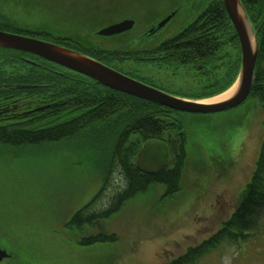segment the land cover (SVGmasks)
I'll list each match as a JSON object with an SVG mask.
<instances>
[{"label": "rangeland", "instance_id": "obj_1", "mask_svg": "<svg viewBox=\"0 0 264 264\" xmlns=\"http://www.w3.org/2000/svg\"><path fill=\"white\" fill-rule=\"evenodd\" d=\"M1 2L7 16L29 20L30 27L46 23L40 22L44 18L58 31L71 32L77 23L86 25L89 17L108 26L110 22L125 20L146 26L148 22H161L174 9L178 10L177 16L160 33L161 37L178 33L207 6L206 0ZM27 9L38 14L31 12L27 19L23 13ZM51 14L54 16L46 17ZM80 17L88 18L81 21ZM50 42L54 43L51 39ZM112 67L179 97L193 98L202 90L199 88L206 86L202 79L194 78L195 72L189 67L175 70L143 62L113 63ZM11 70L16 72L14 68ZM255 72L256 67L254 79ZM253 86L254 81L251 92ZM176 112L180 113L178 119L186 140V165L180 191L167 197L165 185H154L130 200L110 220L93 225L83 222L82 227L75 226L73 231L70 225L74 215L87 208L103 187L110 147L115 145H111L113 140L108 138L91 152L86 149L93 146V141L83 139L21 149L0 146V249L11 255L1 264H169L218 232L240 206L242 193L256 170L264 140L262 104L251 98L238 108L218 114ZM167 139L173 146L179 143L176 137ZM149 144L143 149L149 152L145 158L141 157L142 166L157 169L171 154L164 146ZM155 148L159 150L154 152ZM113 169L102 198L86 214L107 207L109 199L125 187L116 164ZM86 217L83 214L81 219ZM257 217L244 241L222 245L198 264H264V207ZM105 232L116 235L117 241L89 247L78 243L84 237Z\"/></svg>", "mask_w": 264, "mask_h": 264}, {"label": "trees", "instance_id": "obj_2", "mask_svg": "<svg viewBox=\"0 0 264 264\" xmlns=\"http://www.w3.org/2000/svg\"><path fill=\"white\" fill-rule=\"evenodd\" d=\"M241 1L259 43L254 86L249 99L257 98L264 108V0ZM206 2L205 10L193 22L156 46L153 52L161 56L170 69L189 67L195 72L196 78L202 79L206 86L199 88L202 90L193 96L195 99L214 97L229 89L235 83L241 66L238 38L222 0ZM2 5L0 0V30L51 39L69 49L84 50L90 57L106 64L115 61L146 62L153 51L149 46L150 37H154L149 34V30L156 28V23L153 22H148L146 26H139L137 23L131 32L106 39L96 35L103 28L104 21L80 17L81 21L88 18L86 25L77 23L73 26L74 29H70L73 32L63 35L64 29H61L64 32L58 31L48 25L49 21L44 18L40 22L46 23L33 28L29 26L32 25L29 20L26 22L21 18L15 19L14 15L7 16L4 13L5 6L1 7ZM31 12L38 14L33 9H27L23 13L30 19ZM53 16L51 14L46 17ZM20 20L27 25L25 22L20 24L23 23ZM91 23L94 24L91 26ZM217 35L218 39L215 41ZM140 43L139 48H132ZM10 68H14L16 72L10 71ZM4 85L32 88L6 89ZM0 86L3 87L0 88V146L21 149L45 143L81 142L83 139L86 142L93 141V146L86 147L91 152L106 143L108 138L113 140L111 145H115L110 147L108 167L116 164L127 186L112 198L104 211L93 212L81 219L85 210L100 199L104 188L90 206L74 216L70 225L72 229L75 226L82 227L83 222L93 225L110 220L130 200L144 194L154 185H165L167 197L175 196L180 191L186 159L185 132L178 119L180 113L109 90L99 83L32 55L1 48ZM169 134L178 138L179 142L173 147L169 146L175 152V155L172 153L171 162L158 170L146 169V166H142L141 159L146 156L148 149L146 152L143 149L149 143L166 144ZM157 150L159 149H153L154 152ZM103 152L108 158V149ZM263 207L264 140L257 169L242 193L241 204L232 217L210 238L190 248L185 255L169 264H198L220 246L244 241L257 223V216ZM117 239L116 235L105 232L86 237L79 243L89 247L99 243H112Z\"/></svg>", "mask_w": 264, "mask_h": 264}, {"label": "water", "instance_id": "obj_3", "mask_svg": "<svg viewBox=\"0 0 264 264\" xmlns=\"http://www.w3.org/2000/svg\"><path fill=\"white\" fill-rule=\"evenodd\" d=\"M222 1L241 45L242 62L238 80L234 85L237 86L236 92L229 100L217 104H202L197 101L175 97L127 77L86 55L41 40L0 31V48L34 55L57 66L87 76L112 90L153 102L172 110L190 114L220 113L238 107L249 97L259 56L257 35L241 0ZM175 15L176 13H172L161 22L158 30L165 27ZM134 24V21L126 20L101 30L99 35L104 37L119 35L130 31ZM10 257V254L0 249V264Z\"/></svg>", "mask_w": 264, "mask_h": 264}, {"label": "bare ground", "instance_id": "obj_4", "mask_svg": "<svg viewBox=\"0 0 264 264\" xmlns=\"http://www.w3.org/2000/svg\"><path fill=\"white\" fill-rule=\"evenodd\" d=\"M82 76L86 79L92 80L91 78H89L87 76H84V75H82ZM25 89H30V88L24 87L23 90H25ZM235 92H236V86L233 87L228 92H226L225 94H223L217 98H214V99H211L208 101H204V102H202V104H217V103L225 102V101L229 100L234 95Z\"/></svg>", "mask_w": 264, "mask_h": 264}]
</instances>
